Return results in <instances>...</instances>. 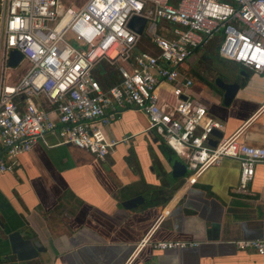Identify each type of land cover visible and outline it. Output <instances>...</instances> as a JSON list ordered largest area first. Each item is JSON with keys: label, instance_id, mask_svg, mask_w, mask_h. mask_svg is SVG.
Returning a JSON list of instances; mask_svg holds the SVG:
<instances>
[{"label": "built area", "instance_id": "obj_1", "mask_svg": "<svg viewBox=\"0 0 264 264\" xmlns=\"http://www.w3.org/2000/svg\"><path fill=\"white\" fill-rule=\"evenodd\" d=\"M132 16L144 19L141 34L127 26ZM217 34V54L259 75L264 94V0H77L65 6L60 0H0V147L9 157H0V174L11 172L13 159L48 132L57 144L103 160L123 140L107 137L104 127L130 107L144 115L147 129L183 162L189 177L233 159L236 189L245 192L254 166L264 163V148L239 142L240 129L224 138L212 135L223 123L188 95L192 81L178 69ZM11 50L21 55L14 67L7 65ZM22 60L23 72L13 80ZM101 61L113 67L114 82L94 75ZM160 84L169 86L171 101L159 97ZM263 109L264 99L257 110ZM145 243L142 237L134 251ZM233 244L264 258V239Z\"/></svg>", "mask_w": 264, "mask_h": 264}, {"label": "crops", "instance_id": "obj_2", "mask_svg": "<svg viewBox=\"0 0 264 264\" xmlns=\"http://www.w3.org/2000/svg\"><path fill=\"white\" fill-rule=\"evenodd\" d=\"M203 61L212 62L206 56ZM106 64L101 61L94 75L114 82L113 67L107 64L106 70ZM237 69L235 64L234 74ZM186 70L181 65L190 79ZM207 70L205 84L196 92L191 80L188 95L223 123L221 137L240 129L239 142L264 148L260 76L247 72L244 86L225 104L223 90L214 84L224 76L211 66ZM250 77L257 82L255 99L247 88ZM159 87V97L171 101L169 86ZM104 132L123 140L103 160L57 144L56 134L48 132L13 159L11 172L0 174V264H264L253 250L233 244L264 239V163L254 166L246 191L238 192L233 159L223 158L196 178L175 175L168 163L175 155L147 129L140 111L123 108ZM0 157L9 159L1 147ZM145 193L149 200L129 204ZM15 230L44 251L16 260L6 240ZM142 237L147 243L134 251ZM157 241L196 245L160 250L152 246Z\"/></svg>", "mask_w": 264, "mask_h": 264}, {"label": "water", "instance_id": "obj_3", "mask_svg": "<svg viewBox=\"0 0 264 264\" xmlns=\"http://www.w3.org/2000/svg\"><path fill=\"white\" fill-rule=\"evenodd\" d=\"M143 25L144 19L138 16H132L127 23V26L137 34H141ZM20 60L21 55L17 51H9L7 61V65L9 67H14ZM239 74L241 76L235 78L232 82H228L224 77H216L214 79V84L218 88L223 90V99L225 104H228V102L233 98L236 92L245 84V77H247V73L240 72ZM212 135L218 138L221 137L220 131L217 130H213ZM208 143L210 145H214L215 140L210 139ZM168 163L170 164L175 175H184L186 173L185 166L178 157H169ZM149 197V193H145L133 197L128 202L129 204L136 205L149 200ZM6 240L8 242L10 252L18 261L34 258L38 255L39 252L44 251V247L34 245L30 239L22 237L20 232L17 230L9 232L6 235Z\"/></svg>", "mask_w": 264, "mask_h": 264}, {"label": "rangeland", "instance_id": "obj_4", "mask_svg": "<svg viewBox=\"0 0 264 264\" xmlns=\"http://www.w3.org/2000/svg\"><path fill=\"white\" fill-rule=\"evenodd\" d=\"M77 0H60L61 5L65 6L69 3L74 4ZM219 34L216 35V37L209 40L205 45L202 46V50L192 52L181 65H185L187 70L185 72L186 76L190 77V79L194 83V88L196 89V92L201 89L200 85L201 82L204 83L205 77L208 73L207 67L211 66L213 68V71L217 74H220L224 77H229L234 74L235 72V63L232 61H229L222 56L217 54V46L220 43V38L218 37ZM205 56L212 60V62L209 61H203L205 59ZM25 65V61H21L17 66L15 70H12V79H17L23 72V66ZM105 69L108 70L109 67L106 64ZM111 69V68H110ZM179 70H181V66L178 67ZM255 80L251 77L248 80V90L250 91V97L254 98L257 97L255 93L256 92V84ZM205 84V83H204ZM163 90L162 87H157V92H161ZM253 91V92H252ZM197 97V96H196ZM239 97V96H238ZM198 98V97H197ZM255 99V98H254ZM42 104L44 105V101H42Z\"/></svg>", "mask_w": 264, "mask_h": 264}, {"label": "flooded vegetation", "instance_id": "obj_5", "mask_svg": "<svg viewBox=\"0 0 264 264\" xmlns=\"http://www.w3.org/2000/svg\"><path fill=\"white\" fill-rule=\"evenodd\" d=\"M238 68H239V67H238ZM237 70H238V71H237L238 73H235V74L229 76L228 78H226L228 82H232L235 78L240 77V76H241V75L239 74L240 72H241V73H242V72L247 73L246 70H243V69H241V68H239V69H237Z\"/></svg>", "mask_w": 264, "mask_h": 264}, {"label": "trees", "instance_id": "obj_6", "mask_svg": "<svg viewBox=\"0 0 264 264\" xmlns=\"http://www.w3.org/2000/svg\"><path fill=\"white\" fill-rule=\"evenodd\" d=\"M141 49H146L147 47L146 46H139ZM197 49H195L193 52H195Z\"/></svg>", "mask_w": 264, "mask_h": 264}]
</instances>
